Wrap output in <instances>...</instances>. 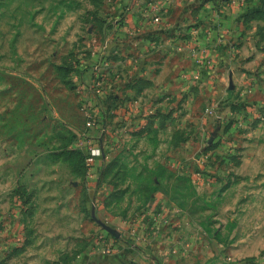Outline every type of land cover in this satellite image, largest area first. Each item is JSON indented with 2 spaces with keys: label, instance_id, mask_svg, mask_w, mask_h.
Wrapping results in <instances>:
<instances>
[{
  "label": "rangeland",
  "instance_id": "1",
  "mask_svg": "<svg viewBox=\"0 0 264 264\" xmlns=\"http://www.w3.org/2000/svg\"><path fill=\"white\" fill-rule=\"evenodd\" d=\"M0 264H264V0H0Z\"/></svg>",
  "mask_w": 264,
  "mask_h": 264
},
{
  "label": "built area",
  "instance_id": "2",
  "mask_svg": "<svg viewBox=\"0 0 264 264\" xmlns=\"http://www.w3.org/2000/svg\"><path fill=\"white\" fill-rule=\"evenodd\" d=\"M156 20H158V19H156ZM89 156L90 157H89L88 161L91 162L93 160V157L95 156L94 152L92 151V153Z\"/></svg>",
  "mask_w": 264,
  "mask_h": 264
},
{
  "label": "crops",
  "instance_id": "3",
  "mask_svg": "<svg viewBox=\"0 0 264 264\" xmlns=\"http://www.w3.org/2000/svg\"><path fill=\"white\" fill-rule=\"evenodd\" d=\"M162 227H164V226H162ZM141 232V236H147V232L145 231V230H142V231H140Z\"/></svg>",
  "mask_w": 264,
  "mask_h": 264
}]
</instances>
